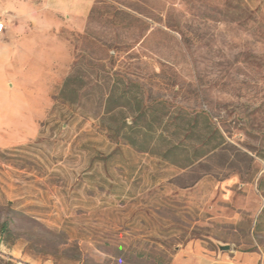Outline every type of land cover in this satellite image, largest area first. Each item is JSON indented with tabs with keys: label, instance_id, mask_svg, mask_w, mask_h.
<instances>
[{
	"label": "rangeland",
	"instance_id": "rangeland-1",
	"mask_svg": "<svg viewBox=\"0 0 264 264\" xmlns=\"http://www.w3.org/2000/svg\"><path fill=\"white\" fill-rule=\"evenodd\" d=\"M41 1L0 0L8 33L13 4L47 22L35 124L0 141V264H264V0H93L72 21ZM160 99L227 150L181 167L119 142Z\"/></svg>",
	"mask_w": 264,
	"mask_h": 264
},
{
	"label": "crops",
	"instance_id": "crops-1",
	"mask_svg": "<svg viewBox=\"0 0 264 264\" xmlns=\"http://www.w3.org/2000/svg\"><path fill=\"white\" fill-rule=\"evenodd\" d=\"M92 3L93 0H50L48 10L67 13L70 15L68 21H72L85 18ZM38 4L43 5V0ZM11 9L15 12V18H18L14 28L23 34L8 33L4 30L5 24L0 32V141L6 139V134H14L35 124L25 86L28 77L43 74V56H30L28 51L33 44L43 41L31 36H43V31L32 29L43 28L47 22L34 13L39 12L36 11L38 8L13 4ZM201 255L205 258L208 256L204 253ZM177 264H180L178 259Z\"/></svg>",
	"mask_w": 264,
	"mask_h": 264
},
{
	"label": "trees",
	"instance_id": "trees-1",
	"mask_svg": "<svg viewBox=\"0 0 264 264\" xmlns=\"http://www.w3.org/2000/svg\"><path fill=\"white\" fill-rule=\"evenodd\" d=\"M71 82V77L66 79L65 90ZM183 115L181 112L174 117L168 101L164 99L138 106L132 122L122 129L119 142L181 167L202 163L227 150L228 143L221 135L222 140L217 138L219 131L207 129L210 123L205 112L193 114L192 124L191 120L185 121ZM6 229L7 223H4L3 231ZM131 254L138 260H148L149 256L145 250H132Z\"/></svg>",
	"mask_w": 264,
	"mask_h": 264
},
{
	"label": "water",
	"instance_id": "water-1",
	"mask_svg": "<svg viewBox=\"0 0 264 264\" xmlns=\"http://www.w3.org/2000/svg\"><path fill=\"white\" fill-rule=\"evenodd\" d=\"M219 248L221 250H229L230 249V246L229 245H219Z\"/></svg>",
	"mask_w": 264,
	"mask_h": 264
},
{
	"label": "built area",
	"instance_id": "built-area-1",
	"mask_svg": "<svg viewBox=\"0 0 264 264\" xmlns=\"http://www.w3.org/2000/svg\"><path fill=\"white\" fill-rule=\"evenodd\" d=\"M3 28H4V23L2 21H0V32L3 31Z\"/></svg>",
	"mask_w": 264,
	"mask_h": 264
}]
</instances>
